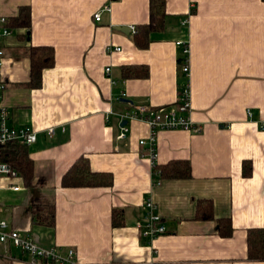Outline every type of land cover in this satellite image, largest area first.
<instances>
[{"label": "crops", "instance_id": "obj_1", "mask_svg": "<svg viewBox=\"0 0 264 264\" xmlns=\"http://www.w3.org/2000/svg\"><path fill=\"white\" fill-rule=\"evenodd\" d=\"M104 5L109 10L94 21ZM21 6L29 8V29L9 24L11 33L0 34L1 102L8 124L36 132L27 145L34 170L31 185L17 171L0 176V220L61 257L72 249L74 264H264L247 255V232L264 228V1L164 0L159 29L143 27L148 0H0V17L10 20ZM177 41L187 45V77ZM107 45L120 50L107 53ZM33 46L54 53L38 86L29 83ZM121 66H145L146 75L123 77ZM185 81L196 130H157L153 161L185 160L189 176L163 178L146 143H138L147 125L124 121L128 132L119 139L117 114L139 105L171 108ZM80 156L90 171L109 174L110 185L62 186ZM146 197L165 226L151 240L134 226ZM36 198L54 205L52 226L34 220ZM219 218L228 219V235L217 233ZM2 244L0 264H32Z\"/></svg>", "mask_w": 264, "mask_h": 264}, {"label": "built area", "instance_id": "obj_2", "mask_svg": "<svg viewBox=\"0 0 264 264\" xmlns=\"http://www.w3.org/2000/svg\"><path fill=\"white\" fill-rule=\"evenodd\" d=\"M108 5L102 6L98 11L93 13L92 17L94 21H99L101 11H108ZM7 19L0 17V23L3 26L1 28V35H7L11 33V30L5 26ZM130 30L134 31V27L130 26ZM179 45L182 52V60L180 62V69L187 77L188 67L186 62L187 56V45L185 43L177 41L175 43ZM105 52H116L120 48L117 46L107 45L104 48ZM3 50L0 47V72L3 64L2 57ZM109 71L108 67L104 68V72ZM3 90V82L0 77V146L5 145L9 142H18L21 144L29 145L36 140V132L33 131L29 126H14L8 124V112L7 109L2 105L1 96ZM124 97V93L120 94ZM189 100H188V88L187 81L179 88L177 94V100L174 106L171 108H154L150 106L139 105L130 110H124L119 112L118 118L120 125L118 129L117 138L123 139L126 137L128 128L122 121L127 120H139L144 122L148 129L149 135L146 140H139L140 145H147V156L151 159L152 167L154 161V144H155V132L157 130H170V129H181L188 131H195L191 120L189 119ZM49 136L54 134L53 127L47 129ZM0 176L16 177L17 172L12 169L8 163L0 160ZM159 181H155L154 184H158ZM14 190H18L19 186H12ZM145 212L135 222V228L138 230L141 236L151 240L163 233H165V226L162 222V216L157 212L156 205L151 201L149 197H146L142 202ZM0 242L11 243L18 251L24 255H29V260L32 264H74L73 256L74 252L72 249L67 251L65 257L59 256L55 249H46L38 246L29 234H21L19 231L9 227L6 221L0 220Z\"/></svg>", "mask_w": 264, "mask_h": 264}, {"label": "trees", "instance_id": "obj_3", "mask_svg": "<svg viewBox=\"0 0 264 264\" xmlns=\"http://www.w3.org/2000/svg\"><path fill=\"white\" fill-rule=\"evenodd\" d=\"M264 1V0H262ZM163 3L164 0H148V23L143 26L146 29H159L163 21ZM21 25L29 29L30 11L28 7L21 6L15 17L7 20L5 26ZM139 28V27H138ZM134 42L137 46H142L143 38L139 33L134 35ZM28 57L30 60V85L38 86L40 83L41 71L50 67L54 63L53 49L49 46H33L29 48ZM178 63L180 64L182 57ZM134 67V66H133ZM133 67L121 66L120 70L123 77L135 75H146V67L140 66L138 70ZM0 160L9 164V166L18 172L27 185L32 184L34 162L29 157L27 145L18 142H9L0 146ZM247 163L242 165V174L246 175L248 170ZM153 170L158 171L163 178H186L189 176V164L185 160L170 161L164 165L153 164ZM61 185L66 187H88V186H109L110 175L103 172H93L88 168L85 157L78 159L70 166L68 171L62 176ZM33 218L35 221L42 222L49 226L54 222V205L48 200L36 198L33 201ZM197 214L199 218L207 217V212ZM118 212L111 211V225L116 226L118 222ZM117 215V216H116ZM205 215V216H203ZM217 233L221 236L228 235L230 226L228 219L219 218L216 220ZM247 255L250 259L264 260V228L251 229L247 232Z\"/></svg>", "mask_w": 264, "mask_h": 264}, {"label": "water", "instance_id": "obj_4", "mask_svg": "<svg viewBox=\"0 0 264 264\" xmlns=\"http://www.w3.org/2000/svg\"><path fill=\"white\" fill-rule=\"evenodd\" d=\"M114 29L122 31V32H127L129 30V27L126 26H115ZM124 123V121H122V124Z\"/></svg>", "mask_w": 264, "mask_h": 264}, {"label": "rangeland", "instance_id": "obj_5", "mask_svg": "<svg viewBox=\"0 0 264 264\" xmlns=\"http://www.w3.org/2000/svg\"><path fill=\"white\" fill-rule=\"evenodd\" d=\"M1 245H0V253H3V250H4V245L2 244V243H0ZM10 248H11V254H15V253H20L17 249H14L13 247H11L10 246ZM14 250V251H13ZM15 252V253H14Z\"/></svg>", "mask_w": 264, "mask_h": 264}]
</instances>
